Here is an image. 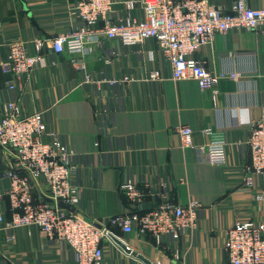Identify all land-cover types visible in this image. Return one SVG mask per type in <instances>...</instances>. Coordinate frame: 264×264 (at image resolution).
I'll list each match as a JSON object with an SVG mask.
<instances>
[{
    "label": "crops",
    "instance_id": "obj_1",
    "mask_svg": "<svg viewBox=\"0 0 264 264\" xmlns=\"http://www.w3.org/2000/svg\"><path fill=\"white\" fill-rule=\"evenodd\" d=\"M75 1L0 0V62L7 58L10 40L50 39L80 27L81 20L70 14ZM114 1L116 11L110 17L116 22L126 17L127 10L122 3L126 0ZM209 2L228 11L235 0ZM249 5L264 7V0H249ZM50 46L44 47L47 64L24 80L23 89L8 88L10 76L0 69V118L14 100L24 113L46 112L48 133L57 134L75 152L74 181L82 189L84 217L99 225L126 208L134 209L122 189L129 180L150 206L158 205L165 194L181 205L189 200L200 203L197 229L187 230L179 241L183 254L179 260L150 235L113 226L110 240L104 243L103 264H226L228 228L240 219L264 220V202L243 180L251 165L250 122L259 118L264 102V32L229 30L199 50L197 56L208 69L241 76L220 82L216 104L211 90L194 80L171 79V65L155 39L128 46L102 34L90 37L81 59L94 77L91 83L83 82L84 73L72 64L73 56L56 54ZM29 49L33 50L32 43ZM156 70L160 78H151ZM181 125L193 128V140L200 146L224 139L226 166L204 163V150L182 149L177 132ZM205 128H211L213 135L205 134ZM13 168L24 173L11 152L1 150L0 188L9 185L3 176ZM32 184L34 197L49 201L46 182L38 179ZM256 184L264 189L263 179L257 178ZM0 214L11 218L7 201ZM9 235L14 241L7 240ZM112 235L148 262L125 252ZM73 259L67 246L58 245L38 227L5 231L0 223V264H75Z\"/></svg>",
    "mask_w": 264,
    "mask_h": 264
},
{
    "label": "built area",
    "instance_id": "obj_2",
    "mask_svg": "<svg viewBox=\"0 0 264 264\" xmlns=\"http://www.w3.org/2000/svg\"><path fill=\"white\" fill-rule=\"evenodd\" d=\"M122 3L127 15L115 22L110 17L116 11L114 0H76L70 14L81 20L80 27L50 39L10 40L7 58L0 62L2 72L10 76L7 87L23 89L24 80L36 68L47 64L44 47L49 44L54 53L67 52L73 56L72 64L84 73L83 82L91 83L94 77L81 58L89 38L102 34L118 38L128 46L155 39L162 57L171 65V79L194 80L200 88L211 90L216 104L221 94L220 82L227 78L238 80L241 76L238 72L215 73L208 69L205 60L197 56L199 50L212 45L217 34L229 30L264 32V7H252L249 0H235L228 11L209 0H126ZM137 10L139 15H132ZM99 23H103L101 28ZM29 43L33 45L32 51ZM150 77L160 78V72L156 70ZM260 109L259 118L250 122L247 143L251 165L243 180L247 188L256 189V198L264 202V189L256 184L257 178L264 180V102ZM177 132L182 149L204 150V163L214 166L228 163L224 139L214 138L205 148L195 144L191 126H178ZM204 133L213 135V130L205 128ZM48 134L51 140L45 141L44 136ZM3 149L11 152L15 164L24 173L13 168L3 176L9 185L0 188V208L8 200L12 216L7 219L0 214L2 229L38 227L58 245L67 246L75 264H103L104 243L110 240L113 226L126 233L150 235L158 247L171 251L173 258L179 260L183 256L179 247L183 233L198 227V201L189 200L181 205L165 194L158 205L150 206L131 180L122 189L134 209L126 208L99 225L86 219L80 210L82 189L74 181L75 152L57 134L48 133L45 111L24 113L18 101L8 102L0 118V151ZM38 179L48 185L47 196L51 201L34 197L32 180ZM60 201L73 209L59 206ZM7 240L14 241V236L9 235ZM224 250L226 264H264V220H236L225 233Z\"/></svg>",
    "mask_w": 264,
    "mask_h": 264
},
{
    "label": "water",
    "instance_id": "obj_3",
    "mask_svg": "<svg viewBox=\"0 0 264 264\" xmlns=\"http://www.w3.org/2000/svg\"><path fill=\"white\" fill-rule=\"evenodd\" d=\"M49 201H51L49 199ZM59 206L61 207H65V208H70V209H73L72 207H70L68 204L60 201L59 203ZM112 238L116 241V243L127 253L131 254L132 256H135L141 260H143L144 262H148L147 259L142 255L140 254L139 252H137L136 250H133L132 248H129L123 241L119 240L117 237L113 236L112 235Z\"/></svg>",
    "mask_w": 264,
    "mask_h": 264
},
{
    "label": "trees",
    "instance_id": "obj_4",
    "mask_svg": "<svg viewBox=\"0 0 264 264\" xmlns=\"http://www.w3.org/2000/svg\"><path fill=\"white\" fill-rule=\"evenodd\" d=\"M8 203H9V201L8 200H6ZM9 206H10V204H9ZM117 227V226H116Z\"/></svg>",
    "mask_w": 264,
    "mask_h": 264
}]
</instances>
